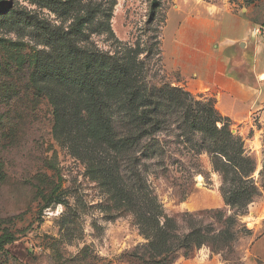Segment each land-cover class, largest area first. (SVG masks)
<instances>
[{"label":"rangeland","instance_id":"374dc122","mask_svg":"<svg viewBox=\"0 0 264 264\" xmlns=\"http://www.w3.org/2000/svg\"><path fill=\"white\" fill-rule=\"evenodd\" d=\"M174 4L0 0L2 94L4 83L26 85V69L17 63H31L30 72L37 61L58 68L62 47L51 45V37L66 34L105 76L127 71L121 82H109L115 87L109 146L73 128L56 133L46 100L35 104L41 111L28 131L9 142L0 104V236L8 230L16 237L0 247V264H58V258L66 264H246L264 218V124L242 133L213 99L178 85L162 50ZM242 6L264 28V0ZM126 90L152 95L139 115L155 109L156 119L133 124ZM224 127L227 136L219 138ZM42 191L55 192L61 204L43 210Z\"/></svg>","mask_w":264,"mask_h":264},{"label":"crops","instance_id":"0c3cea01","mask_svg":"<svg viewBox=\"0 0 264 264\" xmlns=\"http://www.w3.org/2000/svg\"><path fill=\"white\" fill-rule=\"evenodd\" d=\"M174 2L167 13L162 50L178 85L213 99L218 112L242 133L264 124V36L254 33L262 27L260 22L241 7L243 0ZM256 233L246 264H264V218Z\"/></svg>","mask_w":264,"mask_h":264},{"label":"trees","instance_id":"16d2710c","mask_svg":"<svg viewBox=\"0 0 264 264\" xmlns=\"http://www.w3.org/2000/svg\"><path fill=\"white\" fill-rule=\"evenodd\" d=\"M81 32L80 26L74 36L79 35ZM51 38V45L62 47L61 56L58 59V68L49 66L51 69L49 67L43 69L41 63L37 61L34 72H30L31 63H27V66L24 65L26 63H22L21 66L20 63H17L19 65L17 69H26V73L23 75L26 79L25 87L18 88L13 81L3 84V86L8 85L5 94H2L5 88L0 91V104L5 106L2 119L7 121L3 131L4 138L10 142L14 139V136L24 135L28 131L27 128L31 119L41 111L39 106L35 107V104L46 100L51 109V122L56 133H61L66 128H73L78 134L93 140L96 145H111L109 141L112 140L114 135L111 117V110L114 105L111 103V96L114 94L115 87L110 85L109 82L111 77L121 82V75L124 71L127 73L126 69L124 68V71L115 70L111 77L110 75L105 76L100 68L94 67L93 63L96 61L93 60V57L85 58L86 54L76 45L75 37L73 39L72 36L66 34L58 40ZM10 66L13 70L14 65L11 64L7 68H10ZM12 70L10 71L13 73L11 76H16ZM126 92L125 96L129 104H126L127 113L131 115L133 124H147V122L150 123L156 119V116L153 115L155 109H149L151 111L145 109L139 115L141 104H149L153 100L152 95L138 90H126ZM82 112H85L87 116L86 131L82 130L85 124ZM219 118L221 120V117ZM211 125L212 122L207 125V128ZM202 128L201 126L198 130ZM218 130L215 126V132H218ZM226 130V127L221 130L220 135L218 134L219 138L227 136ZM225 158L231 163L229 157L225 156ZM43 192L39 193L44 203L43 210L53 204H61L60 197L55 192H52L49 196ZM15 241L16 237L10 231L5 230L3 235L0 236V247L4 249ZM57 263L66 264V261L58 258Z\"/></svg>","mask_w":264,"mask_h":264},{"label":"built area","instance_id":"2783aa9c","mask_svg":"<svg viewBox=\"0 0 264 264\" xmlns=\"http://www.w3.org/2000/svg\"><path fill=\"white\" fill-rule=\"evenodd\" d=\"M254 33L257 36H264V28H262V27H256V28H254Z\"/></svg>","mask_w":264,"mask_h":264},{"label":"bare ground","instance_id":"6f19581e","mask_svg":"<svg viewBox=\"0 0 264 264\" xmlns=\"http://www.w3.org/2000/svg\"><path fill=\"white\" fill-rule=\"evenodd\" d=\"M262 78H264V76Z\"/></svg>","mask_w":264,"mask_h":264}]
</instances>
